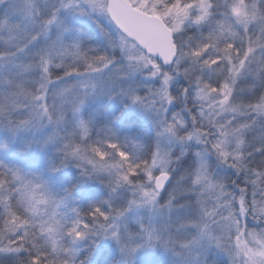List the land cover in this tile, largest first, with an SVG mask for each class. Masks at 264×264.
Segmentation results:
<instances>
[{
    "label": "snow or ice",
    "instance_id": "obj_1",
    "mask_svg": "<svg viewBox=\"0 0 264 264\" xmlns=\"http://www.w3.org/2000/svg\"><path fill=\"white\" fill-rule=\"evenodd\" d=\"M0 264H264V0H0Z\"/></svg>",
    "mask_w": 264,
    "mask_h": 264
}]
</instances>
